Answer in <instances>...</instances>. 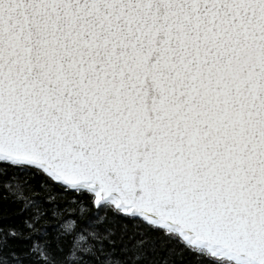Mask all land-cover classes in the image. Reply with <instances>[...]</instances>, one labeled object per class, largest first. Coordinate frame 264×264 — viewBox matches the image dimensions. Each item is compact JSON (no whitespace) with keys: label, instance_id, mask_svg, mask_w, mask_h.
<instances>
[{"label":"snow or ice","instance_id":"obj_1","mask_svg":"<svg viewBox=\"0 0 264 264\" xmlns=\"http://www.w3.org/2000/svg\"><path fill=\"white\" fill-rule=\"evenodd\" d=\"M0 189V264H264V0H0Z\"/></svg>","mask_w":264,"mask_h":264},{"label":"trees","instance_id":"obj_2","mask_svg":"<svg viewBox=\"0 0 264 264\" xmlns=\"http://www.w3.org/2000/svg\"><path fill=\"white\" fill-rule=\"evenodd\" d=\"M9 175H11V173ZM4 179L7 180L8 177H4ZM42 179L43 177L40 176H37L34 180L29 179L28 183L32 186V188L29 189V187L25 185L23 189L24 195L33 197L37 201H41V202L45 201L47 196L50 194V191H47L40 187V181ZM21 180H23V177H21L17 181H13V183L20 182ZM51 191L59 192L60 190L53 186L51 188ZM33 193H36V195L33 196ZM5 195H7L6 199L3 198ZM70 195L71 194H69V196ZM56 206L58 208V211L61 213V215L59 217L54 218L51 215V208L53 207V205L48 203L43 204V208L48 211H47V215L41 221V226L44 225L46 222L52 225H59L68 219H73L77 221V227L74 229V231L66 236L61 237L60 246L63 248L62 252L56 251V242L53 240L52 249L55 252L57 259L63 260L64 257L69 253V250L75 240L76 235L80 232L81 228L87 224V219L92 218V213L89 212L87 214L86 219H81L78 212L67 211V209H78V205L70 204L67 202L66 198H61V197H57ZM20 208H21V203L16 202V195L14 193H5L2 189H0V217H3L2 223L4 225H11L15 227L21 226L22 220L25 218V216L28 215V213L19 214ZM109 216H111V213H109ZM119 222H123V221L120 220L118 221V223ZM102 228L103 226H101V229ZM48 232L50 234L49 238H51L54 235L52 229L49 228ZM128 234L129 235L132 234V229L130 225H129ZM150 235H154V234H150ZM136 238L138 239L139 237L137 236ZM10 243L17 251H21L23 245L31 243V241L12 240L10 241ZM93 243H95V241L92 238L86 239V244H93ZM164 257L168 258L169 264H210V262L207 260H199L195 258L192 253L184 250L182 246L175 244V242L168 245L165 250H160L159 246H157V251L155 253L149 252L148 259L141 261L140 264H150V261H159ZM26 264H29V262H26Z\"/></svg>","mask_w":264,"mask_h":264}]
</instances>
